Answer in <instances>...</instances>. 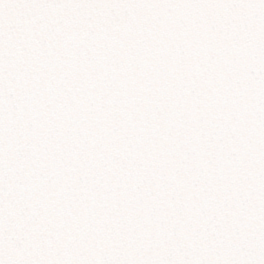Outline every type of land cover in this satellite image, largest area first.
<instances>
[{
    "label": "snow or ice",
    "instance_id": "obj_1",
    "mask_svg": "<svg viewBox=\"0 0 264 264\" xmlns=\"http://www.w3.org/2000/svg\"><path fill=\"white\" fill-rule=\"evenodd\" d=\"M0 264H264V0H0Z\"/></svg>",
    "mask_w": 264,
    "mask_h": 264
}]
</instances>
